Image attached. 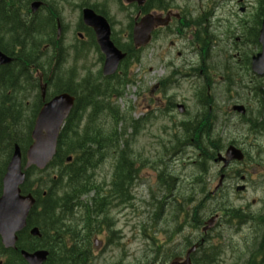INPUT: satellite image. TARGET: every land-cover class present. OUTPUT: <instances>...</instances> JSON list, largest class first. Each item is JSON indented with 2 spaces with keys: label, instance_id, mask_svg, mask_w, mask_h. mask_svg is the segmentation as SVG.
<instances>
[{
  "label": "flooded vegetation",
  "instance_id": "af4514ba",
  "mask_svg": "<svg viewBox=\"0 0 264 264\" xmlns=\"http://www.w3.org/2000/svg\"><path fill=\"white\" fill-rule=\"evenodd\" d=\"M43 5L45 8H49L50 14L54 16L56 20H64L69 14L70 9L69 5L71 0H42ZM211 6V2L207 3ZM180 10H183L180 8ZM207 14L212 16L213 13H191V12H183L182 16H177L174 20H178V26L182 27L183 30L188 28L190 30L189 39L192 41V48L196 49L197 53H201L202 55H197V60H200L202 63L207 60L208 62L215 64L219 62L226 61L228 64V69L222 67L223 71L227 73L226 75H220L219 71L216 70V73H212V77L205 76V73H201V78L198 79L197 76H193L191 79L196 81L200 80L203 83L207 84L208 90L206 92H201L202 89L194 90L193 93L190 94L187 98H178L177 93L174 92L175 86L180 84L181 78L179 77H172L169 79L167 83V89L170 91L164 92V85L162 82L156 83L155 86L151 87L148 91L149 93H143V100L146 103V110H150L153 113V124H155L154 132L157 134H163L168 130L171 131L173 138L178 140V155L175 157V160L169 161L171 157L170 154L167 155L165 163H162L163 169L167 173H176L177 181L176 185H172L171 183L167 182L164 186L163 195L161 198H157L156 202L158 204L167 202L172 200L175 195H177V186L179 182L185 179L184 170L182 174L179 173L181 169L177 168L181 166L182 168H186L187 164L190 163L191 156L187 153L182 151V148L189 146L192 147L193 145L197 146V137L198 140L202 138L203 135L210 138L211 134H215L223 148L222 143H226L229 146L231 144L241 146L247 155V159L242 163L233 161L227 167H220L219 175H224L225 178H229L232 176L231 179L235 178L236 173H241L238 171V167L240 166L242 171L250 173V146L254 143L251 141L252 130L255 125V110L253 109V105L250 104V100L258 99L261 100V96H257L254 92L255 88H250V82H253L250 79V47L253 43V39H250V29L253 27L250 24V14L247 15V20H243L241 22H245L242 26V29L246 30V37L243 43L242 49L239 50L236 43H231L227 39H219L216 35H214L215 40L213 37V31L216 28V24L210 17H207ZM245 14V13H244ZM173 22V21H172ZM31 27H30V26ZM27 26V27H26ZM6 27H9L13 30L15 35L16 44L21 47H26L31 45L33 42V37L36 33V27L31 22H23L22 20L19 21H9L6 23ZM5 27V29H6ZM30 29V30H28ZM27 32V33H26ZM198 33L202 37L201 43H197V35ZM19 35V36H18ZM18 37V38H17ZM25 40V41H24ZM237 41H240V38H236ZM23 43V44H22ZM218 46L219 53L214 54V56H221V60L215 59V57L208 55L207 53L211 52L209 49ZM191 47V46H190ZM235 49V52H233ZM61 48H56V53L59 55L61 53ZM23 54L19 56V59H22ZM242 57V58H241ZM241 58V59H240ZM240 59V60H239ZM52 60V58L50 59ZM174 63V62H172ZM178 67H172V71H175ZM210 72V71H209ZM208 72V73H209ZM190 79V81H191ZM218 85V88H217ZM259 90V89H258ZM155 91V92H154ZM260 95V93H259ZM208 100L209 104V111L208 114L205 110V100ZM213 101L216 102L214 111L213 109ZM180 101V102H179ZM236 104H243L245 106V115L234 111L232 108ZM180 105L184 106V111H180ZM148 112V111H147ZM213 113V114H212ZM212 114V115H211ZM211 115V116H210ZM252 117H251V116ZM145 117V116H144ZM181 117V118H179ZM234 118L237 119L238 123H234ZM148 120V118H145ZM264 120V119H263ZM239 124H242L239 125ZM238 126V130H237ZM193 129V137H191L190 141L185 140V136L188 137L190 135V130ZM210 131V134H205V130ZM245 132L246 136H243L241 140L237 137L236 132ZM225 135L226 141L223 140V136ZM218 141V140H217ZM225 148L222 149L224 151ZM177 152V150H176ZM175 152V153H176ZM182 154V155H181ZM146 160H151L154 162V165L158 164L157 158L154 156L146 157ZM87 162V160H85ZM149 163V161H147ZM234 163V164H233ZM89 171V170H88ZM164 171V173H165ZM91 172L85 173L83 176L90 174ZM227 178V179H228ZM241 178H245L244 175H241ZM120 182L123 184H127L134 180V176L129 173L119 174ZM161 178L160 180H163ZM250 180V174H249ZM192 182V178H187V180L183 181V183H190ZM180 184L179 187H182L184 184ZM210 197L214 198L216 194L219 193V190L216 192L210 191ZM178 196V195H177ZM189 209V207H186ZM47 212L45 208L42 210V218H45L44 214ZM41 218V219H42ZM204 220L203 223H205ZM204 225V224H203ZM248 231L247 239L250 242V232L252 228L250 227V220L247 222L246 226ZM50 234L58 233L57 230L51 229V226L48 227ZM58 229V224L54 227ZM255 232V231H254ZM212 234L206 235L205 239L211 237ZM69 237L67 236H51L46 241L50 243L51 240H59V241H66ZM48 248L50 249L49 256H63L65 253L59 252H52L50 244H47ZM83 254L87 253H69L68 256H82ZM93 253H88V256H92ZM194 264H195V256H194ZM151 264V263H149ZM157 264V263H155Z\"/></svg>",
  "mask_w": 264,
  "mask_h": 264
},
{
  "label": "rangeland",
  "instance_id": "374dc122",
  "mask_svg": "<svg viewBox=\"0 0 264 264\" xmlns=\"http://www.w3.org/2000/svg\"><path fill=\"white\" fill-rule=\"evenodd\" d=\"M194 2H197V0H194ZM260 2L261 0H244V3L250 6V19L249 20H250V24L253 26L255 25V21L258 18L257 13H258ZM222 3L226 5L229 3V0H222ZM182 4H184L183 1H182ZM233 7L234 5H232V8ZM226 9L229 12V6H227ZM235 10L237 11V6L235 7ZM76 18H77V15L73 16V21H69V23L74 22ZM245 32H246L245 29L241 30L238 26V30L235 35L241 36ZM69 37L75 39L74 34L71 32H69ZM173 39H175V37L173 36L166 37L163 40L160 39L159 42H157L154 45V47H156L155 51L151 52V49L149 50V54L145 57L144 62H145V67L147 69L151 67L153 68V70H151L153 72L148 71L145 74L146 77H144V79H140V80L138 79L137 86H141L144 89L146 88V86L153 84L157 79L167 76L170 70L169 69L170 67L167 66V64L171 65L169 61L172 59H174L178 65H181L182 63H186V61H189L192 59H193V62H197V59L195 57L187 59L188 55L186 54L184 56H179L177 51L182 50L183 45L179 44V46L177 45V48H172L170 46V42L173 41ZM241 40H243V37H241ZM238 43L241 44L242 41ZM50 51L51 50H49V52ZM182 51L183 53H185L184 50ZM95 60H96L95 56L93 54H90L87 61L81 60L79 62V64L81 65L85 64L86 69L84 70L80 65H78V68L80 69L81 72L94 71ZM216 67L217 68L219 67L217 63H216ZM138 68L139 66L138 64H136L134 68L131 70L133 76L137 72H139ZM186 70L188 72L189 68L187 67ZM196 73L199 74V71ZM185 74H186V71H181L179 73V76L183 78L182 82L180 85H176L174 87L175 88L174 92L178 94L177 95L178 98H187L188 96H190L191 93L194 92L193 90L194 85L199 84L197 82L196 84H191L190 81L186 80V78L184 77ZM80 75H82V73H80ZM133 89L135 90L136 87H133ZM130 90L132 91V88H130ZM137 100H140V97L138 95L132 96V99H131L132 104H137ZM28 114H29V111H25L24 117H27ZM136 116L139 117L141 116V114H136ZM154 129H155V124L151 125L147 132H150ZM244 134L245 133L242 131L236 132V135L240 140L244 136ZM142 136L144 137V139H140L138 137L137 140L135 141V144L134 142L132 143V145H134L135 150L140 149L143 146V143L151 140V137L149 136H145L144 134ZM251 139L254 143V148H255L253 150L254 154L256 152L259 154V157L257 156L258 157L257 164H258L259 171L255 170L256 167L254 166H257V164L254 161H252V163L250 164V171L255 170L256 173L253 174L250 172L249 181L241 182L240 178L230 179L227 182V184L230 183L229 187H225L224 190H221L218 194L214 196V198L208 200L207 203L203 202L204 205L208 207V215H207L208 218L210 217L211 214H215V213H219L221 216L220 221H218L217 223L218 228L212 234L211 240L209 243L213 245V248L215 251L224 250L221 253L224 255L219 256L216 264H244V260L248 259L249 257V253L246 256V252L244 256H238V253L242 252L240 248L243 245H245V238L248 237V231H247V227H243V224L239 223L238 220H235L233 223L230 222V220H233L234 218L232 214L229 215L230 210L233 207L240 208V207H245L246 205H249L250 211L253 212L254 214H257V213L264 214V180H263L264 165L261 166L259 164V163L264 162V136H257ZM85 141H91V139H86ZM73 146L78 147L79 145H77V143H73ZM144 148H146L147 150H151L152 152H155L153 146H145ZM160 150L161 149H157V151H160ZM190 151L194 153V155L197 154V151L193 149H190ZM88 158L89 159H87V162L86 161L83 162L84 163L83 168L81 169V166H80L82 165V163H80L79 167L81 170H86V172H92V170L95 168V165L100 164L101 161L98 158H96L94 154H88ZM192 166L193 167L187 166L186 168H182L181 166H179L177 168L181 169V171H179L180 174H182V171L184 170L183 175L185 176V178H191L193 174V169H194V173L196 172V167L194 165ZM219 167H220L219 163H210L209 165V177L207 180V184L209 188H213V186L218 181L216 173L219 170ZM107 171H108L107 166L101 165L99 169L100 177L102 178L105 175H108ZM147 172H149L150 174H148ZM142 177L146 178L147 182L155 181L156 179L155 172L151 168H145L144 173L142 174ZM239 183L240 184L245 183L248 186V190L245 193L236 191L235 186ZM185 187L189 192H191L189 183H186ZM198 196H199V193L196 195V197ZM180 198L190 199L191 195L189 193H186V194L182 193L180 195ZM183 199H180V203L171 202L170 204L174 206L173 210L176 212L178 211V209L182 208V213L185 215L186 210H187L186 208L187 203ZM255 199H257V201ZM164 203H167V202H164ZM174 214H178V213H174ZM119 217H123L122 221H124L125 219V222H126L125 231H126L127 239L132 235V232L139 231L140 225L142 223H147L148 221H150V218L147 215L136 217L131 209H127L123 211V214H120ZM167 219H168V216L166 215L163 216L159 225L161 226V229L165 227L166 229L169 230V232H172V230L174 229L173 225H175V223L173 222L174 220L168 219L171 226H169L168 224L164 225L165 222H167ZM255 232H256V236L259 238L258 240H256V238L252 235V242L255 243V246H259L262 240L263 231L261 230V231H255ZM156 234L158 238H162V239L168 236L167 232L163 230L157 231ZM142 241L143 240L141 239V237H139L138 239L135 240L133 244H127L128 252L139 250ZM173 245H174V242L169 244L168 247L173 246ZM119 250L120 249H118L116 253H118ZM143 251L144 249H140L136 256H139V254L142 253ZM117 258H119V256H117Z\"/></svg>",
  "mask_w": 264,
  "mask_h": 264
},
{
  "label": "water",
  "instance_id": "95a60500",
  "mask_svg": "<svg viewBox=\"0 0 264 264\" xmlns=\"http://www.w3.org/2000/svg\"><path fill=\"white\" fill-rule=\"evenodd\" d=\"M90 18L95 24L94 27L98 34V43L101 49L107 55L105 72H112L117 66L118 60L122 58L124 54L114 47L108 36L102 31V27H100V25L94 21L97 19V17L92 14L90 15ZM148 38L149 37L147 33L146 35L142 36L141 34H137L136 41L138 44H145ZM260 41L263 44V50L258 56L259 59L257 58L258 60H254L253 68L256 71H264V23L261 30ZM4 59L5 58H3L0 54V62L4 61ZM260 63H262V65H260ZM262 93L264 97V90H262ZM57 113L58 115L55 116L53 112L51 118L47 116L43 120L39 121L37 129L34 133V136L37 138L38 142L35 148L32 149L28 154V164L36 163L40 167H44L51 159L54 153L61 124L64 118L68 115L67 112L63 113L57 111ZM228 153L231 158L242 157L239 155L240 151L234 148H230ZM24 177L25 174L21 172L20 154L16 150V153L9 164L8 172L5 177L4 195L0 199V235L2 236L3 243L6 247L15 245V241L17 239L16 233L24 228L29 209L33 203V199L30 195L27 197H22L19 194V184L24 180ZM25 257L31 262V264H37L41 262L45 256L32 255Z\"/></svg>",
  "mask_w": 264,
  "mask_h": 264
},
{
  "label": "trees",
  "instance_id": "16d2710c",
  "mask_svg": "<svg viewBox=\"0 0 264 264\" xmlns=\"http://www.w3.org/2000/svg\"><path fill=\"white\" fill-rule=\"evenodd\" d=\"M4 48V47H3ZM6 49V48H5ZM7 52H9L7 49H6ZM24 51L22 50L21 52L19 53H23ZM10 53V52H9ZM15 120H18V119H15ZM6 123H5V118L0 114V152H3L4 151V145L8 144L10 139H9V136H10V132L7 130L8 128L6 127ZM13 125H17L16 124V121H13ZM83 162H85V160H82L81 163L82 165L81 166V169L83 168ZM80 167H78L77 169V172H76V177L78 179H82L84 178V174L87 173L86 170H81ZM0 248H1V244H0ZM18 259H19V262H22V259H21V256H18ZM254 259H256V256H254ZM253 259V256L252 258L250 259V264H264V263H261L263 261H260L258 263L257 260H254Z\"/></svg>",
  "mask_w": 264,
  "mask_h": 264
},
{
  "label": "bare ground",
  "instance_id": "6f19581e",
  "mask_svg": "<svg viewBox=\"0 0 264 264\" xmlns=\"http://www.w3.org/2000/svg\"><path fill=\"white\" fill-rule=\"evenodd\" d=\"M30 26V25H29ZM27 27V26H26ZM31 27V26H30ZM28 30H30V29H28ZM27 33V32H26ZM19 36V35H18ZM18 38V37H17ZM17 41V40H16ZM25 41V40H24ZM23 44V43H22ZM79 147V146H78Z\"/></svg>",
  "mask_w": 264,
  "mask_h": 264
}]
</instances>
